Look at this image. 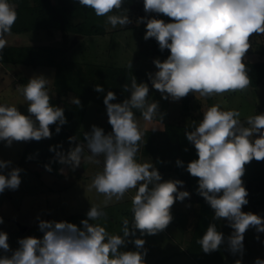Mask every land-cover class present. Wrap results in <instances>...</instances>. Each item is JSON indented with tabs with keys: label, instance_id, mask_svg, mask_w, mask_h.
<instances>
[{
	"label": "clouds",
	"instance_id": "clouds-1",
	"mask_svg": "<svg viewBox=\"0 0 264 264\" xmlns=\"http://www.w3.org/2000/svg\"><path fill=\"white\" fill-rule=\"evenodd\" d=\"M78 3L94 10L97 17H107L112 28L132 23L124 14L126 10H121L124 0H78ZM143 9L145 13L163 14L172 20L165 23L156 18H139V22L145 23L143 38H154L161 51L170 52L163 62L154 60L157 71L148 74L152 87L163 99L178 101L189 93L207 99L244 91L250 86L243 61L251 47L250 37L264 35V0H143ZM115 11L121 14H110ZM16 19L15 5L0 0V52L7 46L4 37L10 34ZM128 67L131 68V63ZM48 83V78L39 75L20 87L29 115L21 114L14 105H0V141L11 146L13 141L51 138L49 126L54 124L56 133L60 132V126L67 121L64 109L50 104ZM123 90L130 92V97L121 103H112L116 100L112 91L103 98L111 133L105 134L102 128L93 125L90 132L83 133V142L76 143L66 154L49 149L55 152L60 164L72 170L82 161L99 164L98 158L103 157V170L94 176L89 189L102 194L105 203L113 198L119 201L136 189L132 219H122V235L109 234L105 227L89 223L106 216L92 206L87 219L80 222L82 228L66 221L39 220L43 237L19 239L15 250L7 242V233L0 232V250L11 252L10 256H0V264H145V240L128 238L135 237L136 230L140 236L164 231L173 219V204L190 194L178 190L183 181L160 182L161 175L152 163L137 161L140 143L145 140L133 110L139 111L148 123L161 124L162 114L158 102L148 100L147 84H137L132 76L130 85L124 84ZM94 91L100 93L104 88L96 84ZM71 103L81 106L75 97ZM240 115L238 110H222L220 104H214L203 112L198 126L185 135L198 156L187 164L186 170L198 178L197 192L214 210L213 219H225L233 229L226 241L229 251L242 256L245 232L249 228L264 232V218L241 210L248 203V192L241 179L245 165L252 160H264V113L249 116L244 122ZM254 136L257 138L253 139ZM68 139L72 142L76 137ZM176 164L182 166L183 162L177 159ZM10 165L11 161L0 160V170ZM45 168L51 171L48 165ZM21 171L18 167L11 168L7 175L0 171V193L18 189ZM128 242L137 250L120 251ZM197 243L208 254L218 251L225 237L215 224H209ZM235 264H241V260L237 259ZM254 264H264V259L256 258Z\"/></svg>",
	"mask_w": 264,
	"mask_h": 264
},
{
	"label": "rangeland",
	"instance_id": "rangeland-1",
	"mask_svg": "<svg viewBox=\"0 0 264 264\" xmlns=\"http://www.w3.org/2000/svg\"><path fill=\"white\" fill-rule=\"evenodd\" d=\"M121 10H126L124 14L129 16L132 23L124 27L118 25L116 28H112L107 23V17L95 16L96 22L100 21L103 24L105 33L85 35L84 37L75 33L69 38V47L65 53L68 60L76 62V65L77 62L81 63L84 67L89 64L102 65L104 91L96 93L94 96L90 95L80 127L85 133L90 132L93 125L102 128L104 132L109 128L106 107L103 103V98L108 91H112L116 95V100L112 103L123 102L130 97V92L124 91L123 85L127 84L128 78L135 77L134 70H150V73L154 74L157 69L153 61L159 59L163 62L167 59V56L151 51V38L148 40L143 38L146 28L144 22H139V18H151V13L138 10L135 4L129 6L128 0H124ZM110 14H121V11ZM60 38V31L55 29L50 34L44 30H32L18 34L10 33L4 37L7 44L11 45H60ZM250 43L251 47L244 59L264 60V35L254 34L250 37ZM129 63H131V68L128 67ZM4 64V67L0 65V105H14L21 114L29 115L28 104L19 89L30 78L39 75L49 79L46 86L49 94L51 97H57L58 94L53 84L54 67H32L20 63L16 65ZM121 67H126L130 71L125 74V79L114 80V73L117 74L115 68ZM143 72L140 73L139 78H135L136 82L137 84L149 82L148 100L158 102L162 121L161 124L158 122L148 123L143 120L139 111L133 110L141 131L144 132L145 142H154L153 147L150 148L147 143L148 146L144 148L150 149V152L139 149L136 159L139 163H152L161 175L160 182L179 180L172 169L174 160L171 159L172 164L168 163V156L171 154V149L176 150L174 144L180 147L193 145L187 140L185 133L194 129L187 130V127L197 123L208 107L220 104L222 110H238L242 122L249 116L264 113V78L258 86L250 85L244 91L229 92L223 96L205 99L196 93H191V96L189 95L190 109L183 111L180 104L181 99L178 101H173L170 98L163 99L161 93L152 87L151 81H148L147 73ZM128 75L130 76L128 77ZM130 83L131 81L129 85ZM93 88L90 86L91 90ZM73 90L62 95V101L70 104L71 99L75 97ZM62 101L60 104H64ZM152 127L157 128L153 131ZM167 127L170 132H165L164 136L163 130L165 131ZM161 134L164 138L160 141ZM78 138L81 137L77 136L76 140L69 144L70 146L64 145V149L66 147L65 154L72 148L71 145L74 147L73 143L76 145L80 142ZM255 138L257 137L254 136L253 139ZM35 144L34 148H44V145L39 141ZM44 144L46 145V143ZM24 146V141H13L11 146L0 141V160L11 161L8 168L0 171L7 175L11 168L22 169L19 174L21 184L18 189L14 191L6 189L0 193V217L3 218L0 232L7 233V242L12 250L19 247V239L43 237V232L38 228L39 220L66 221L82 228L80 222L87 219L86 214L92 206H97L106 216L97 221H89V223L105 227L109 234L122 235V219L127 218L130 221L132 219V197L136 189L130 190L119 201L113 198L107 203H105V197L102 194L97 193L95 189L90 190L89 186L94 176L103 170V157L98 158L101 161L99 164L82 161L79 167L72 170L69 166L60 164L55 158V152L52 151V159L49 163L52 167L59 166V173L55 174L40 167L38 159L44 158V162H46V157L39 154L38 157L34 156L26 163H20ZM33 159L36 162L32 161ZM255 162L254 164L251 161L245 165V175L251 177L258 171L264 174V160L262 163L256 160ZM178 190L187 191L190 196L173 204L171 208L173 219L164 231L155 235L140 236L139 230H136V236L128 238L129 241L135 238L145 240L144 249L147 250L145 264H235L237 259L241 260V264H254L256 258L264 259V232L257 233L254 228H249L244 234L242 256L232 254L226 242L227 237L233 232L228 221L225 219L214 220V213L210 207H206L203 211L201 204L193 199L192 192L185 183L182 188L178 186ZM258 209L264 210V204L258 206ZM209 224H215L217 231L223 233L225 243L220 246L218 251L205 254L197 241L206 232ZM257 236L259 239L256 238ZM136 250L131 242L126 243L120 249V251ZM3 255L10 256L11 252L4 253L0 250V256Z\"/></svg>",
	"mask_w": 264,
	"mask_h": 264
},
{
	"label": "trees",
	"instance_id": "trees-1",
	"mask_svg": "<svg viewBox=\"0 0 264 264\" xmlns=\"http://www.w3.org/2000/svg\"><path fill=\"white\" fill-rule=\"evenodd\" d=\"M128 1L129 6L135 4L138 10H144L143 0ZM9 2L15 5V11L17 13V19L12 26L10 33L16 34L32 30H44L50 34L52 33V30L55 29L59 30L61 34L60 45L7 44L3 51L0 52V62L2 63H9L13 65L20 63L22 65L32 67L50 66L55 68L53 84L58 95L57 97L50 96V104L64 109V115L67 123L60 126L61 130L59 133H56L55 131V124L49 126L52 136L51 138H44L39 141L44 145V148L42 149L34 148L36 145L35 142H37L35 140L25 142L24 151L20 156V163H26L30 161L32 157H38L39 154L42 157H46V162H44V158L38 159L40 167L46 169L45 165H48L51 168V171L49 172L57 174L59 173V166L52 167L51 163H49L52 159V151L49 150L50 147L53 148L55 146L56 151L61 150L66 152V147L64 149V145L72 143L69 141V137L80 136L81 138H78V140L83 142V133L85 132L82 131L80 127L84 110L87 107L90 95L94 96L97 93L94 91V88L91 90L90 86L94 87L96 84L102 86L104 82V79L102 78V65L89 64L84 67L81 63L77 62L76 65V62L66 58L65 53L69 47L68 44L70 43V35L78 33L84 37L85 35L103 34L106 30L100 21L96 22L94 10L81 6L78 3V0H9ZM151 18L164 20L165 23L172 22L171 18L163 14L151 13ZM151 41L152 52L165 55L167 57L170 55L168 49H164L163 51L159 49V45L154 38H151ZM243 62L246 65L247 74L251 81L250 85L258 86L264 78V60L251 61L249 59H244ZM115 71L117 74L114 73L113 79L121 81L126 78L125 74L130 70L126 67H121L115 68ZM134 71L135 78H139L142 71L146 72V77L148 81H150L148 77L150 70L145 71L137 69ZM129 76L130 75H128V77ZM130 81L131 77L127 79V84H129ZM147 84L149 87V82ZM71 89H74V96L80 100L81 106H76L73 103L68 104L67 102L62 101V95H65ZM189 95L191 96V93L181 98L180 104L183 111L190 109L191 103L189 102ZM61 101L64 102V104H60ZM202 117L197 123L187 127V130L194 129L195 126H198ZM108 127L107 131L104 132L105 134L112 132V128L109 123ZM167 131L170 132L168 127L165 131L163 130V135ZM163 135L161 134L159 137L160 141L164 138L165 135ZM44 143H46V145ZM147 143L150 145V148L154 145L153 141L144 143L141 142L139 149L146 148V146H148ZM73 145L75 147L74 143ZM174 145L176 150L174 151V149L170 148L171 154L168 156V163L171 162V159L174 160L173 166L171 165L173 167L172 169H174L173 171H175L178 179L187 185L188 189L192 192L191 194L193 199L197 200L201 204L202 210L205 211L204 209L210 206L197 192L198 178L193 177L186 170V166L189 162L198 159L196 149L193 145L188 147H180L177 144ZM71 147L73 146L71 145ZM144 150L150 152V149ZM49 156L51 157L49 158ZM177 159L183 162L182 166H177ZM32 161L36 162L35 159ZM258 162L262 163V160ZM252 163L255 164V160H252ZM241 179L243 181V186L248 192V196L246 197L248 203L247 205L242 206L241 210L246 213L251 212L257 214L264 218V211L258 212V206L264 204V174L259 171L256 175L254 174L251 177L244 174ZM211 210L212 213H214V210Z\"/></svg>",
	"mask_w": 264,
	"mask_h": 264
},
{
	"label": "crops",
	"instance_id": "crops-1",
	"mask_svg": "<svg viewBox=\"0 0 264 264\" xmlns=\"http://www.w3.org/2000/svg\"><path fill=\"white\" fill-rule=\"evenodd\" d=\"M16 34H18V33H16ZM0 65L2 66V67H4V63H2V62H0ZM6 68V67H5ZM6 70H7V68H6ZM259 211L258 212H260V211H264L263 209H258ZM231 228V227H230Z\"/></svg>",
	"mask_w": 264,
	"mask_h": 264
},
{
	"label": "water",
	"instance_id": "water-1",
	"mask_svg": "<svg viewBox=\"0 0 264 264\" xmlns=\"http://www.w3.org/2000/svg\"><path fill=\"white\" fill-rule=\"evenodd\" d=\"M78 36H80V34H77Z\"/></svg>",
	"mask_w": 264,
	"mask_h": 264
}]
</instances>
